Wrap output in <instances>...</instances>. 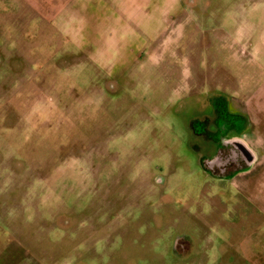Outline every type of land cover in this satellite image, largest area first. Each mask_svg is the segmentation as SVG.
<instances>
[{
  "label": "rangeland",
  "instance_id": "374dc122",
  "mask_svg": "<svg viewBox=\"0 0 264 264\" xmlns=\"http://www.w3.org/2000/svg\"><path fill=\"white\" fill-rule=\"evenodd\" d=\"M0 264H264V0H0Z\"/></svg>",
  "mask_w": 264,
  "mask_h": 264
}]
</instances>
